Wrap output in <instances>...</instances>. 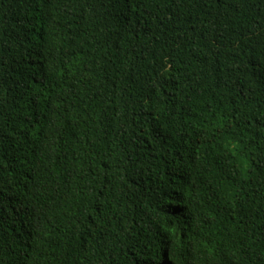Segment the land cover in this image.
<instances>
[{
  "label": "trees",
  "instance_id": "1",
  "mask_svg": "<svg viewBox=\"0 0 264 264\" xmlns=\"http://www.w3.org/2000/svg\"><path fill=\"white\" fill-rule=\"evenodd\" d=\"M0 264H264V0H0Z\"/></svg>",
  "mask_w": 264,
  "mask_h": 264
}]
</instances>
